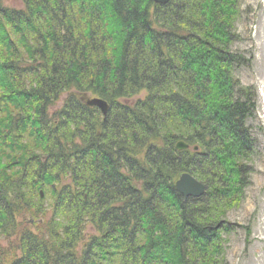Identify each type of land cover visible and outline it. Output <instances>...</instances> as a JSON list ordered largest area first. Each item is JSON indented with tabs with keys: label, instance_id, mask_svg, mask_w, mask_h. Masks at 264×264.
<instances>
[{
	"label": "trees",
	"instance_id": "16d2710c",
	"mask_svg": "<svg viewBox=\"0 0 264 264\" xmlns=\"http://www.w3.org/2000/svg\"><path fill=\"white\" fill-rule=\"evenodd\" d=\"M18 1L0 0V264H224L257 154L245 0ZM185 172L204 195L176 190Z\"/></svg>",
	"mask_w": 264,
	"mask_h": 264
},
{
	"label": "rangeland",
	"instance_id": "374dc122",
	"mask_svg": "<svg viewBox=\"0 0 264 264\" xmlns=\"http://www.w3.org/2000/svg\"><path fill=\"white\" fill-rule=\"evenodd\" d=\"M8 2L19 4L18 0ZM241 8L242 19L236 22L241 38L234 43L233 50L244 54L250 63L240 68L235 77L241 85L253 88L256 94L257 107L248 125L257 154L250 165L253 171L248 176L239 204L227 213L228 222L236 227L224 243L223 260L224 264H264V0H245ZM87 97L99 98L93 94ZM40 192L44 198L43 191ZM43 203L49 205L47 198ZM26 213L27 222L33 226L44 221L43 216H33L30 210Z\"/></svg>",
	"mask_w": 264,
	"mask_h": 264
},
{
	"label": "water",
	"instance_id": "95a60500",
	"mask_svg": "<svg viewBox=\"0 0 264 264\" xmlns=\"http://www.w3.org/2000/svg\"><path fill=\"white\" fill-rule=\"evenodd\" d=\"M170 0H154L158 4H167ZM86 103L89 106H97L101 112L106 115L108 111V103L101 98H88L86 97ZM190 145L185 141H179L176 144L178 150L188 149ZM198 147L195 146L194 149ZM176 190L184 196L188 197H200L205 193L206 185L194 177L191 173H182L175 183Z\"/></svg>",
	"mask_w": 264,
	"mask_h": 264
}]
</instances>
